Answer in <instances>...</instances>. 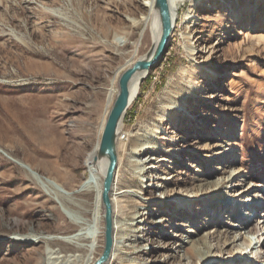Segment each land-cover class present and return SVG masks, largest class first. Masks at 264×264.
<instances>
[{
    "label": "rangeland",
    "instance_id": "1",
    "mask_svg": "<svg viewBox=\"0 0 264 264\" xmlns=\"http://www.w3.org/2000/svg\"><path fill=\"white\" fill-rule=\"evenodd\" d=\"M146 1L0 0V264L85 263L83 255L67 261L53 253L76 230L70 204L85 197L59 188L63 202L53 199L9 158L67 189L85 176L87 154L100 140L110 81L133 49L119 47L113 36L130 32V41L138 38L142 24L134 28V21L147 12ZM201 1L180 3L169 46L124 116L120 174L131 173L134 136L156 125L166 137L151 140L158 151L143 157L166 159L139 184L145 201L134 205L122 197L127 215L142 213L134 226L122 216L130 239L119 256L136 264H207L193 253V242L210 245L215 263L264 264V0ZM150 34L146 28L139 54L150 49ZM188 45L194 58L187 56ZM185 65L200 66L205 75L196 74V95L181 99L176 115L169 110L162 123L158 114L170 96L164 84ZM156 173L167 179L152 181ZM154 182L167 195L177 191L180 210L173 201L156 200L161 188ZM208 205L210 215L204 212ZM43 235L57 241L36 239Z\"/></svg>",
    "mask_w": 264,
    "mask_h": 264
},
{
    "label": "bare ground",
    "instance_id": "2",
    "mask_svg": "<svg viewBox=\"0 0 264 264\" xmlns=\"http://www.w3.org/2000/svg\"><path fill=\"white\" fill-rule=\"evenodd\" d=\"M168 1V7L170 12L171 21L173 24V31L174 27L176 25L177 21V14L179 11V5L181 2L185 0H167ZM192 1V4L196 5L198 2H202L201 0H190ZM208 1V0H204ZM218 5V2L216 3ZM144 5L147 8V12L143 14L141 17H139L137 20L134 21V28H137L139 25L142 24V29L138 35V38L135 41H130L129 37H131L133 34L130 32H125L124 34H114L113 42H115L119 47L123 48L127 45H131L133 49L131 50V53L129 57L122 63L119 67L116 68L114 72V76L112 77L110 81V88L107 90L106 94V110L104 113L103 118V126L107 117V114L110 110V106L112 105L118 91V78L120 74L127 69L128 67L132 66L134 62H136L139 59H148L149 56L152 53V50L150 52L145 51L143 54H139L140 47L143 43L144 34L146 32V28H150L151 30V39H152V49H155L156 45L159 42L160 35H161V23L159 18V11L157 6L155 5V0H147ZM192 5V6H193ZM257 7V6H256ZM186 17L185 19H187ZM192 17H190L191 19ZM190 24V23H188ZM191 26V25H190ZM190 26L186 27L185 32H187V28L190 32ZM172 31V34H173ZM194 49L191 47V45H188L187 47V56L189 58L195 57ZM122 57V55H120ZM150 69V68H149ZM148 70H142L137 71L134 73L132 78L129 81L128 89H129V105L135 100L137 94L140 91V83L143 81V79L147 76ZM198 70V72L196 71ZM210 74V77L214 80L218 78V73L212 69L208 71ZM207 72V74H208ZM197 73L205 75L202 68L200 66L195 67L194 65H188V66H182L178 71L175 77L168 79L164 84V90L169 93L170 96L166 97L167 106L164 108V112L162 114H158V120H160L162 123H164L168 118L166 116L169 115V110H174L172 113L176 115V112L179 110V106H183L181 103V99H185L188 97H194L196 94L193 92V84H198L199 81L197 80ZM200 87V86H199ZM196 88V87H195ZM200 89V88H199ZM201 90H203L201 88ZM200 90V92H201ZM127 107V109H128ZM123 113L118 126H117V136H116V152L117 157L119 156V152L123 151L125 149V144L123 142L122 134L123 131V121L124 116L126 114V111ZM168 114V115H167ZM190 116V115H189ZM176 118V117H175ZM193 119V118H192ZM174 123V122H173ZM102 126V125H101ZM102 126V129H103ZM102 129L100 131V136L102 133ZM163 132L162 127H158L154 125L148 132L140 133L136 136H134L130 140V144L132 146V149L130 151L131 156L135 157V159L130 163L129 169H131L130 175H124L120 174L119 167L116 165L115 174L113 178V183L111 186V190L109 192L110 196V202H111V215H112V250L109 258L103 263V264H111L114 260H118L120 264H136V260L127 259L123 256H119L120 251L129 246L127 245V240L130 239L129 232L127 231V223L124 222V220H127L125 218H122L123 215H126L131 220V226L135 225V221L139 219V217L142 215V213H139L137 210L133 211L129 215L128 211H126L124 208L128 206L124 202V198L122 197H128L130 201L133 202L134 205L141 204V201H145L141 194L143 193L142 187L139 185L143 180L144 176L147 172H149V169L154 168L158 170L159 165L161 162L165 161V158H162V156H155L147 159H143L145 154L152 150L155 154L158 151V147L156 144L151 143V140L157 139V140H163L166 138L165 136H162L161 134ZM128 134V133H127ZM168 143L176 145V140L173 137H167ZM128 140V139H127ZM99 141L95 144L93 149L87 154L86 160H85V168H86V174L85 176L78 182L77 185L72 187L71 189L65 188L63 185L58 184L55 180L44 177L40 174H38L34 169L26 162H22L19 160H13L11 161L19 165L21 168H23L33 179H36L39 183H42V185L47 189L49 192V195L52 196L53 199H59L62 200V195L59 190V188H63L67 190L72 195H80L82 197H85L86 200H78L77 204L71 203L70 207L72 210V224L76 226V230L70 234H68L66 237V240H64V243L60 244V249H53V253H57L56 258L60 259L63 257H67V261H74V259L81 257L83 255V260H85L84 264H93L97 258L101 255L102 249L104 248V207L101 201V191L103 186V180L105 177L107 164H108V158H97L96 157V150L98 147ZM2 150H0L1 152ZM4 155V154H3ZM6 155H8L6 153ZM129 158V157H128ZM151 160L155 162L153 166H149V163H151ZM18 161V162H17ZM129 164V163H128ZM127 164V165H128ZM169 169L173 168L174 161H171V164L168 163ZM148 165V166H147ZM118 167V168H117ZM164 179L166 180L167 177L163 176L162 174L156 173L155 175H151V180H159ZM35 180V182H36ZM136 181L138 185H129L130 181ZM136 183V184H137ZM211 181H206L205 184H210ZM152 186H156V188H161L159 192V198L156 200L160 201H173L176 203L175 210H180L182 201L179 198L177 191H171L169 195L168 189L166 187H162L161 184H155V182L152 184ZM136 187V188H134ZM64 196V195H63ZM231 198V194H228V196L224 197V201L221 205V207L225 204L227 199ZM64 199V197H63ZM155 200V199H154ZM189 201L194 200V198L188 199ZM245 203V202H244ZM185 204V203H184ZM255 204V202H254ZM244 204L242 203L241 206ZM220 207V208H221ZM227 207V206H225ZM212 206L209 205L206 206V209H204L205 214L210 215L212 213ZM223 210L225 208H222ZM256 209V208H254ZM126 211V212H125ZM251 216V215H250ZM249 216V217H250ZM134 228L130 230V232H133ZM261 229L258 228V231L256 230L255 233H260ZM258 237L260 235L258 234ZM36 239L39 241H44L48 245H50L53 242H56L57 239L55 236L50 235H43L39 236ZM249 243L251 241L247 240ZM189 242H193V240H190ZM260 242V239L256 241V245H258ZM194 249L192 250L193 253H195L196 256H199L203 258V260L207 264H219L215 263V260L213 259V255H211L210 250H208V247L210 245H205L206 248L202 245L192 243ZM100 252H98V250ZM134 251V249L132 248ZM78 252V253H77ZM65 253V254H61ZM68 253V254H66ZM186 257V256H185ZM85 258V259H84ZM117 258V259H116ZM232 258L226 257L223 261H231ZM62 261V259H61Z\"/></svg>",
    "mask_w": 264,
    "mask_h": 264
},
{
    "label": "water",
    "instance_id": "3",
    "mask_svg": "<svg viewBox=\"0 0 264 264\" xmlns=\"http://www.w3.org/2000/svg\"><path fill=\"white\" fill-rule=\"evenodd\" d=\"M155 5L158 8L161 23V35L159 42L155 49H152L151 45L148 52L152 50V53L148 59L137 60L132 66L128 67L120 74L118 78L117 95L107 114L96 150V157H107L108 164L101 191V201L104 207V248L101 255L93 264H103L109 258L112 250V215L109 192L111 190L117 165V152L115 147L117 126L129 103V81L135 72L148 70L152 65L160 60L169 46L170 37L173 31L168 1L155 0Z\"/></svg>",
    "mask_w": 264,
    "mask_h": 264
},
{
    "label": "trees",
    "instance_id": "4",
    "mask_svg": "<svg viewBox=\"0 0 264 264\" xmlns=\"http://www.w3.org/2000/svg\"><path fill=\"white\" fill-rule=\"evenodd\" d=\"M182 61V60H181ZM184 61V60H183Z\"/></svg>",
    "mask_w": 264,
    "mask_h": 264
}]
</instances>
